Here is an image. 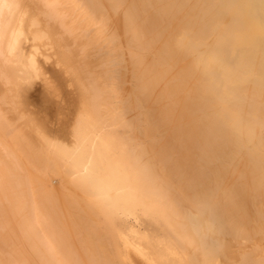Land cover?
<instances>
[{
  "label": "bare ground",
  "instance_id": "bare-ground-1",
  "mask_svg": "<svg viewBox=\"0 0 264 264\" xmlns=\"http://www.w3.org/2000/svg\"><path fill=\"white\" fill-rule=\"evenodd\" d=\"M123 1L125 0H0V264H261L259 254L264 252V242L258 243L256 241L257 243L255 244V239L253 236L257 234H253L251 239L246 238L248 236L247 230L249 228V225L251 226L250 228L252 232L254 231L252 229L253 226L255 225L257 227V225L254 223L255 219H251L252 214L253 216H255L254 212H252V209L249 208L252 207L249 203L251 202L250 197L252 196L250 194L251 196L249 197V191L251 190V188L247 187L248 191L245 190V186H248V184L250 183L246 182L249 179L245 181L242 179L243 182L238 181L239 183H237L239 186L243 185L240 183H244V189L242 188L243 193L242 191L239 192L241 195L247 196L246 193H248V198H238L239 200L241 199L239 202H235L234 196H237L239 194L237 192L239 188L238 186H236V182L241 178L237 179L235 176L234 178H236V180L233 178V181L235 180V186L232 185V183H234L233 181L230 184L231 186L237 187L235 188L236 190L234 189L236 192L233 190V193H238L237 195H235V193L231 194L232 197L230 196L231 199L234 197L232 199L234 201V204L232 203L234 206L233 208H231L233 209V212L231 214L237 216L236 220H238L239 223H237V221L236 223L238 225L247 224V226L245 225V227H247L246 232H244L245 234H242V232H240L241 230L235 227L236 224L230 225L229 223L224 221L221 215V210L211 207L207 199L196 200L193 195L187 194L188 191L189 193H191L190 190L194 188L193 184H195L194 189L198 187L196 186V182H198L197 185H199V179L207 172L204 170V168L203 171H205V173L202 175V171L200 170V163L202 162V165L204 166L205 164L203 163V161L205 159L210 160V158L212 157L213 159L211 158L210 161L208 160L209 162H206L205 160V162L208 163L206 164L207 168L209 165V167L211 168V163L213 165V162L211 161H213L215 158H219L215 155H217L218 153L221 154L223 151L227 152V148L225 147L226 149L223 150V147H219L218 145H216L217 140H215V138L219 135V137L221 138L222 131H224L221 130V128H224V122H222L223 119H218V116L214 115L216 114L214 113V111H217L221 107L217 106L218 108H211L213 113L211 112V109L207 111L208 118L209 115L212 117V115L210 114L212 113L214 116H216L215 118H217H212V121L216 120L214 122L218 123L214 124L213 122V125L210 119V122H208V124L204 126L203 124L206 123L205 119L201 122L199 121L200 119L197 120V117L201 115V112L198 113L196 111H193V106L196 107H194V110H199L203 108V105L207 100L199 98V92H195V94L197 93V96H195L197 97V99L193 97V99L195 100L194 102L191 96L194 93L190 94V96L187 93H183V89L187 87L188 82L186 83V81L190 79L187 78L188 76H190L188 74V72H190V68H188L189 65L187 67V64H184L188 56L186 54L187 52L182 53L178 51L177 44L178 41H181V39L179 38L177 41V39H174L173 36H168L167 39L165 38L168 41L166 42L164 40L166 44H163L164 46H162V51L160 47V51L155 50L152 55L148 54L149 56H151V59L149 57L150 61L148 67L150 69H155L152 72L154 75H151L152 77L154 76V81L149 75L150 71H146V73L148 72L147 78L144 77V74H146L144 71H142V73L144 74L141 73L138 74V76L140 75V79L143 77V80L146 79L147 81L148 78H150V80L155 82L152 83L153 85H158V83H160L158 81L160 80L163 81L162 83L164 86L162 85V93L164 95L162 93H160V95L162 94L163 97H165L163 98L165 102L166 98L168 99V101L166 102L167 104L164 101H159V96V98H152L153 96H157V91L155 92V95L150 91H153L154 88L157 87V85H155L154 88H151V86H148L150 84H147L146 80L145 82L142 81V83L144 82L143 84L141 83L142 85H146L152 90L149 91V89L145 86L146 91H144L143 86V88H141V92L143 91L144 95L145 93H147L144 99L145 101H147V98L150 97V93L152 94L151 100H153V102L156 98L155 102L157 104L155 105L161 108V110L159 111H161L162 113L161 116V114H158L159 112H155L156 116L159 115L161 119L165 117L164 119L166 120V122H168V119H166L167 116L163 115H166L167 111L171 114L170 117H173V119L171 118V120L174 121V127L176 126L175 129L177 127L178 129L183 127L186 123L187 125H189L184 127L185 130L183 128H181L182 130L179 129V133H174L173 131V135H179L181 133L184 137L188 136L187 133L189 135L193 134V136L198 135L197 132L202 127V125L205 129L208 128L210 124H212L213 126L211 125V128L213 130L217 129L216 133L218 134V136L216 135L215 137V134L213 135V133L215 132H213L212 129L211 131L208 130L209 132H206L208 134L210 133L209 135L212 134V138L214 140L213 142H215L213 144L212 142H209L212 141L211 136L209 137L208 134H205L208 136L204 135L205 131H202L203 133L200 134L202 136L204 135L203 137L199 135V137H196H201L199 139V141H201L200 145L196 144L198 142L197 139L194 138V140L192 137L191 139L188 138L191 142H188L187 137L186 142L181 141V145L184 143L183 145L185 146V148H191L184 151V153H187V155L189 153H192L188 155L190 159L194 154V158L187 162H190L188 164L189 168L187 169H190L189 171L192 172L194 171L192 173L194 174V176L192 177L194 181L192 180L191 175H189L191 179L188 178V170L186 171L187 173H185L187 178L186 176L182 178L185 179V184L189 183V181L191 180L194 182L192 183L191 181V185L189 183L190 186L187 184L188 188H185V190H187V193H183V191L182 193L179 192L178 188L170 185V180L172 179V176H174L175 172L183 171L185 169L187 165L186 161L188 159L180 158L181 156L179 154L174 159L175 162H177L178 159H180L179 161L183 160V165L181 164V162H177L178 164H180V166H178L181 169L179 170L178 166L174 167L173 165H176L177 163L174 164L175 162L172 160V165L170 164L169 168H176L175 172L174 170L172 172L174 174L168 171L169 173H165L166 176H161L162 174H160L155 164H159V162H154L155 157L152 156L153 153H150V155L148 154L149 150L147 149V147L149 146H146L143 141L141 142L133 133L132 121L134 118L132 119L129 117V119L127 117L128 112L126 114L125 109L122 107V105L124 104H121L118 100V97L120 95L117 96L115 94V92H117L118 90L115 91L113 88L117 86H112V83L109 82V79L112 77H110L108 74L100 75L99 73H97V71H94V69H92L91 63L88 60V47L89 45L101 43L104 39L105 31L107 29L108 30L106 32H108L109 29L112 30L111 26L110 28L106 27L108 25L107 20L109 18V15H106L108 5L111 4L114 6V9H117L121 6V2ZM141 1L143 3V0H131V2L127 3L126 6L124 5L122 14L118 10L115 13H120V17H118V19L119 22L121 21V26L126 32H132L131 30H135L134 34H136V38L139 41L137 45H140L142 49H145L146 46L148 47L151 43L147 44V40H144V42L143 37H147L146 35L150 34L151 31L152 34L155 31L156 33L158 32L157 30L159 28L157 27V22L159 21L160 14L157 15V17H154L156 14H154L153 12V18L152 16H146V19L144 15L143 17H141L144 13L146 15L147 12L145 11L147 10L145 8H148L146 7L147 0H144L145 2L143 3V5H146L144 6L145 8L143 7V5V8H141V5H139V2ZM215 5H210L205 11L211 13L212 17L218 15L219 13L220 16H223L224 13L221 14V10L219 12V7L218 11H216L217 8H215ZM153 6L157 7V5ZM149 7L151 6L149 5ZM205 7L206 6H204V8ZM172 8L173 7H171V10ZM214 8L216 10H214ZM206 12L201 14H206V16L210 19V17L208 16L209 13ZM220 16H217V18H220ZM141 18L143 21L144 19H146L147 21H145L148 23L144 21L145 24H143ZM148 18L155 19V22L157 21L156 18H158V21L154 23V20H150ZM150 21L154 24L149 25ZM160 21L162 20L160 19ZM203 22L205 21L201 20L200 23L202 24ZM118 25L119 24H117V26ZM152 25L154 26L151 27ZM149 26L151 27V29L148 28ZM184 27H186V25ZM224 27L226 26H223V28ZM106 34H111V31ZM130 36L132 37V33L130 34ZM152 36L153 38L155 37V35ZM158 39L160 40L159 36ZM175 41H177V44L175 43ZM184 41H186V43L184 42L183 44L186 45L187 49V39H184ZM193 43L192 45H194ZM188 44L191 45V43ZM151 45V48H154V44ZM213 45L214 44H212V47ZM180 47H182V45ZM211 50H209L208 52L212 53ZM257 54L259 56V53ZM206 55L210 54L207 53ZM206 55L205 60L207 59ZM211 55L212 56L210 57L213 61H211L208 69H213L214 66L211 67V65L217 62H214L217 56L214 54ZM214 56H216L215 60ZM219 56L218 58H221ZM244 56H247V54H244ZM202 57H204V55ZM136 59L139 58L135 57V62L140 61ZM225 60L223 62H226ZM220 62L221 61L217 62V64H219V69L221 65L223 67L225 64L223 62ZM205 63L206 67L209 62ZM254 63H252V66ZM157 66H161V70H157ZM240 66L243 67V65H239L237 67L239 68ZM229 67L231 68V66ZM237 67L233 68H235V70H237L238 72L240 68L237 69ZM204 68L202 67V69ZM212 69H210V72H212ZM244 69L241 68V70L246 71V69ZM204 70L205 72L207 71L206 69ZM226 70L227 71H225L224 69L223 71L222 69L223 74L225 73V76L227 78L228 74L229 76L231 75V71L228 72V68H226ZM235 70L233 71L235 72ZM160 72H162L163 74L160 75ZM238 74L239 72L237 73V75ZM215 75H213L212 78L216 77ZM240 75L241 74H239V76ZM207 77L208 78L206 79V76H204V79L210 80L211 77H209V75ZM231 77H233V75ZM234 78L236 77L234 76ZM226 80L227 79H224V81ZM230 80L231 79H228V82H230L229 85L230 87H233L234 84H231ZM141 84L140 86H142ZM200 84L201 82L199 83V87ZM240 85H237L238 89ZM158 86L162 87L161 84H159ZM233 88L234 90L237 89L236 87ZM246 88H248V86ZM243 90L241 89V91ZM251 90L253 92H256V89L254 90V88ZM252 91L250 92L252 93ZM260 91L257 92L259 93ZM230 92L233 93V91ZM205 93L206 95H208L207 91ZM232 93L231 95H234ZM251 93H247L250 98ZM227 95H229V93ZM239 95H245V93ZM222 96L224 97V95ZM189 98H191V101H193L190 102ZM252 98L254 97L252 96ZM247 99L249 98L246 97V100ZM258 99L260 100V98ZM132 100L134 102L135 99ZM151 100L149 98L148 101L150 102ZM196 100L200 101V103L197 104L198 101ZM263 100L260 101L262 102ZM157 101H159L161 105L163 102L166 104L165 105L163 103L167 107V110L165 109V112L163 111L164 107L162 109L161 105H159ZM239 102L240 101H238V104ZM244 102L245 101H243L242 103L240 102V107L243 108L242 104ZM191 103L193 104V106ZM232 103H234V101ZM195 104H197V106L200 104L198 106L199 108H197ZM234 104H237V102L235 101ZM249 104L251 105V102L247 104L245 102L244 105H247L246 107H249L250 109L251 107ZM132 105L134 106V104ZM136 105L139 106L138 103H135V106ZM147 105L145 104L146 107ZM155 105L153 103L150 106L153 107ZM178 105L179 107H177ZM124 106H126V104ZM131 106L129 107L131 108ZM126 107H128V105ZM158 107L155 106L154 108L158 110ZM191 107L192 110L190 109ZM230 107L233 108L234 106L230 105ZM246 107L244 106L243 110ZM148 108L149 107H147V109ZM236 108H239V106ZM227 109L229 110L230 114H232V110L235 111V109ZM153 111L151 114L146 112L148 113V115H144L148 116V118L149 116H154L155 113H153ZM189 111H192L193 113L196 112V114L198 113L199 115L196 116V114L194 113L195 119H193L194 117L192 115V117L189 115L192 112ZM261 112H264V110ZM261 114L263 115V113H260V117ZM204 116L205 114L202 117ZM159 117L154 118H158L157 120H155L157 121V124L160 121L159 124L164 122L165 125L169 126V124L166 123L164 119L161 120ZM243 118L246 119L244 114ZM151 120L152 119H150V121ZM192 120L196 121L194 123L195 125H197V121L202 125L198 124V127L200 126L198 128L197 126H194V124L190 123ZM218 120H220L223 125H221ZM263 121L264 120H262V122ZM262 122L260 124H262ZM164 123L160 124V128H162L163 126L165 127V125H163ZM214 126L217 128H215ZM247 126L250 127V125ZM156 127L157 125L153 126V128ZM190 127L193 131H186L190 129ZM193 128L198 129H195L196 132H194ZM218 128L220 129L218 130ZM165 129L168 131V127ZM225 129L226 131H228L229 128ZM242 129L245 128L242 127ZM229 130H232L230 132V136L231 134L232 136H235L234 130L232 128ZM238 130H240V128H238ZM153 131H155V129H153ZM184 131L186 132V134L184 133ZM171 132H168V134H170ZM193 132L195 133V135ZM249 132L251 131L249 130ZM225 133L223 135L227 136L228 140H226L228 142H233L235 140V138L232 140V136L229 140L227 135L229 131L227 134ZM165 134L167 135V132H165ZM172 134H170L171 137L169 136L170 138H172V140L170 139L171 141H169L172 143V146L173 143L174 145L178 143L176 145L179 146V138L173 136ZM251 134L253 135V133ZM160 136L162 137V135ZM183 136L182 138H184ZM169 137L166 139H169ZM173 137L177 138L179 142H173L174 140H176H173ZM204 137L206 138V140L207 137L210 138L208 142L205 141ZM223 138L221 140L217 138L218 142L220 141V143L218 144L223 143L222 145L225 146L226 142ZM238 138L239 137L237 136V141ZM192 139L193 141L197 142H193ZM203 139L204 145H206V147L208 148H213V150L207 149L209 150L207 153L205 146H201L203 145ZM246 139H248L247 136ZM161 140L162 139H160V142L157 141L156 144V146L158 145L159 147H162L161 149L159 147L158 149L156 146L153 147L155 150H160L161 155L160 152L157 151L159 153L158 155L161 156V159H164L166 157L165 149H168L164 147L169 145L171 146V144L170 142H167L168 140ZM161 142L163 145L159 144ZM154 143L155 142H153L152 144V142H150L151 150ZM188 143L189 145L191 143L196 144L197 146L194 145L195 148L192 149V147L186 145ZM210 143L213 146L209 147ZM176 145L174 147L171 146L174 149L172 152L174 153L176 151L175 154H178V149H175ZM230 145L228 144V146ZM200 146L202 147L201 150L204 148L203 150L206 151L204 152L202 150V153L201 150H198L200 149ZM217 147H219V149H217ZM195 149H197V151H199L203 155L205 153L208 154L209 157L208 155H204L203 157V155L201 156L200 154H198L199 152L195 153L197 152ZM214 149L219 152L217 154H214V152L216 151ZM221 149L222 151L220 153ZM241 149L238 150L241 151ZM188 150L195 151L193 153V151L187 152ZM172 152L170 150L169 153ZM169 153L166 155H170ZM209 153L211 154V156ZM227 153L231 154L229 155L231 156L230 158L229 156L227 157L226 153H224V156L226 155L225 158H223L222 156L221 157L223 159H236L232 151H228ZM240 153L243 155L242 152ZM196 155H200V157H202L204 160L202 159L201 162L197 161L198 157ZM167 157L170 158L169 156ZM192 162L194 164L196 163L195 168ZM238 162L239 161H237V164ZM246 162H244L243 164H245ZM215 163L221 166L222 161L221 164L217 162ZM225 164L223 163L222 165H225L227 168L228 165L227 163ZM191 165V168H194L193 170H191L190 168ZM181 166H183V168ZM234 166H236V163L235 165H233V167ZM214 167L215 165L212 167V170L215 171V174L217 173V175H214V178L215 176L219 178V175H221V178L224 176L226 178L230 176H227L229 172L227 170H229L232 166L227 169L222 166L221 168H224V170L222 171L221 169L219 170L220 167H215L216 170L218 169L217 172ZM166 169L168 168L166 167ZM224 171L227 172H225V175H222L220 172ZM197 172L200 178H196L198 176ZM199 172L201 175L199 174ZM236 172L232 173H234L235 175ZM251 173L253 175H251ZM209 174H205L204 177H208L207 175ZM240 174L238 173L237 176L240 177ZM247 175H251L249 177H251V180H253V184L257 183L258 186L262 184L264 185V183L261 184V181H259L260 177H258V174H256L257 177H255V183L254 172H249V174ZM204 177H202V180H205ZM225 177L223 179H225ZM208 178H206L205 181L208 182ZM182 179L179 181L183 182ZM202 180H200V182ZM260 180L262 179L260 178ZM220 181H222V179ZM172 182H174L173 179ZM201 183L204 184V181H202ZM205 184L207 183L205 182ZM222 184L223 183H221L220 185ZM251 184L252 183H250L249 185L251 186ZM199 186L201 187V185ZM228 187L231 189L230 186ZM256 187H254L255 189H253L258 190V192L256 193L258 194L257 196H260L259 193H261L262 191V196L264 197L263 187L262 190L260 189L261 187H259L260 190ZM219 188H221V186ZM222 189L218 190L222 191ZM205 190L207 192V189ZM225 190V192H227V190L229 189L226 187ZM198 191H200L199 188ZM244 191L247 192L244 193ZM194 193L195 191L193 192V194ZM209 193L210 192L208 190L207 194L210 197ZM200 195H202V193ZM228 195H230V193ZM221 196L223 198V195ZM263 197H261L262 199L260 197H257L258 201L259 199L264 201ZM247 199H249L248 202L246 201ZM242 200L246 201V203L248 204L247 209L251 212L250 218L248 217L250 216L248 215L249 211H245L246 205H241ZM218 201H220L219 198ZM227 201L229 200L227 199ZM236 203H241L239 204L240 208L237 207L238 205ZM258 204L259 207H261V204ZM262 207L264 210V203ZM238 209H240L241 211L239 212ZM235 210H238L237 213ZM242 211L248 213L246 214ZM240 213L241 215L245 214V217L247 215L246 219H248V221L249 219L250 221L253 220L254 225L252 222V224H248V221H245L246 219H242L245 217H241V215H239L238 218V214ZM231 214H228V218L232 216ZM262 221L264 223V220ZM261 223L262 222L260 221V224H258L261 225ZM261 237L255 236V238L257 239ZM249 243H253V247L250 248Z\"/></svg>",
  "mask_w": 264,
  "mask_h": 264
},
{
  "label": "rangeland",
  "instance_id": "rangeland-1",
  "mask_svg": "<svg viewBox=\"0 0 264 264\" xmlns=\"http://www.w3.org/2000/svg\"><path fill=\"white\" fill-rule=\"evenodd\" d=\"M129 0H125V1H123V2H121V6L119 7V8H117V9H114V6L113 5H111V4H109L108 5V9H107V12H106V15L108 16L109 15V18H108V20H107V26L106 27H109L110 28V26H111V29L112 30H110L109 29V31H111V34H106V33H108V32H106L105 31V36H104V39H103V41L101 42V43H96V44H94V45H89V47H88V54H89V57H88V60H89V62L91 63V66H92V69H94V71H97V73H99L100 75H105V74H108L110 77H112V78H110L108 81L110 82V83H112L111 85L112 86H117V87H113L114 88V90L116 91V90H118L117 92H115V94L117 95V96H119L118 97V100L120 101V103L121 104H126V106L128 105V107L129 106H131L132 104H134V106H135V103H138L139 104V106L138 105H136L135 106V109H134V106L132 105L131 106V108L129 107H126V106H124V105H122V107L125 109V111H126V114H127V112H128V114H127V117L129 118H134L133 119V121H132V125H133V133L135 134V136L142 142H144V144L146 145V146H149V147H147V149L149 150L148 152V154L150 155V153H153V157H155L154 158V162L156 161V162H159V164L158 163H155L156 164V166H157V168H158V170H159V172H160V174H162L161 176H166V174L167 173H172L173 172V170H174V172H175V169L176 168H174L175 166L177 167L178 165L180 166V164H178V163H180L181 162V164H182V161H179L180 159H178V163L177 162H175V157H177L179 154H180V158H183V159H188L187 161H186V163L189 161V160H192V158H194L193 156H194V154H193V156H191L192 158L190 159L189 158V156L188 155H190V154H192V153H189L188 155H187V153H184V151L186 150V149H191V148H188L187 146V148H185V146L182 144L181 145V143L183 142V141H187V139L188 138H190L191 139V137L194 139H197V141H193V139H192V141L193 142H197L196 144H198V145H200L201 144V141H199V139L201 138H196V137H199V136H202V135H200V134H202L204 131H205V133H204V135L205 134H208V133H206V132H209L208 130H210L211 131V125L213 124V122L214 121H216V120H214V121H212V118H215L216 116H218L217 118L218 119H223V121L222 122H224V128H221V130H224L225 132H227L228 133V131H229V133L227 134V133H225L224 131H222V135H221V138L218 136V134L216 133V131H217V129L214 131L213 129V132H215V133H213V135H214V137L217 135L218 137H216L215 138V140H217L216 141V145H218L219 147H223L222 149L224 150V149H226V151L228 152V151H232L233 152V155H235L234 157H236V159H223V158H225L226 157V155L224 156V153H226L227 154V157L229 156V155H231L230 153H227V152H222L221 153V151H222V149L220 150V153L221 154H219L218 152H217V150L216 149H214V150H216L215 152H214V154L216 153H218L217 155H219V156H217V155H215L216 157H219V158H215L213 161H211V162H213V165H212V163H211V166L213 167L214 165H215V167H216V163L215 162H217V163H220L221 164V161H222V164L224 163H227V165H228V167L227 168H229L230 166H232L233 167V165H235V163H236V166H234L233 167V169H232V167H230V169L229 170H227V171H229L228 172V174H227V176L228 175H230V176H228L227 178L225 177V179H223L224 177H222L221 178V175H219V178H220V180L222 179V181H220L219 180V178L217 177V176H215V178H214V175H217V173L215 174V171H213L212 170V167L210 168L209 166H208V168H207V166H206V164H208V163H206L208 160L207 159H205L206 160V162H205V160L202 158V157H200V155L202 156L203 154H201L199 151H197V149H195L197 152H195V153H198V154H200V155H196L197 157H198V160L197 161H199V162H201L202 161V159L204 160L203 161V163L205 164L204 166L202 165V162L200 163L201 164V173H202V175L205 173V171H207L205 174H209V175H207L208 177L210 176H212L211 178L209 177H206V178H208V180L210 181H205L206 180V178L204 177L205 176V174L203 175V176H201V178H200V176L198 175V172H197V177L196 178H200L199 179V185H201V187L199 186V185H197V183L198 182H196V186H198V187H196V189H194L195 188V184H193V186H194V190L192 189V190H190V192L191 193H189V191H188V193L186 192L187 190H185V188L187 189L188 187H187V184L189 185V183H190V185H191V181L193 180L194 181V179L192 178L193 176H194V174H192L193 172L192 171H189L190 169H187V168H189V163H187V165H188V167H187V165H186V167H185V169L183 170V171H177V172H175V174L174 173H172V174H174V176H172L171 174V176H172V179H173V181L174 182H172V179L170 180V185H172L173 187H175V188H178L179 189V192H181L182 193V191H183V193H187V194H190V195H193L194 197H195V199L196 200H201V199H207V201H208V203L211 205V207H213L214 209H218V210H221V215H222V217H223V220L224 221H226L227 223H229L230 225H235V227L237 228V229H240L241 231L240 232H242V234H245L244 232H246V228L247 227H245V225L247 226V224H245V225H243V224H237V223H239L238 222V220H236L237 219V216H235L234 214L232 215L231 213L233 212V209H231V208H233V198L235 197V202L236 201H240L238 198H243V199H245V198H248L247 196H248V193H246V195L247 196H244V195H241L239 192H241L242 191V188H243V185H244V183H240V184H243V185H241V186H239L237 183H239L240 181H242V179L245 181V180H248V181H246V182H250V183H252L251 184V186L248 184V186H245V190H247L248 188H251V190L249 191L250 193H249V197H250V199H251V202H249L250 203V205L253 207H249V208H251L252 210V212H254V215L255 216H253V214H252V218L251 219H255V221H254V223L257 225V227L254 225V223H253V220L252 221H250V219H249V221H248V219H246V217H247V215H246V217L242 214L241 215V213L243 212V213H246L245 211H249V214L248 215H250V216H248L249 218L251 217V212H250V210H248L247 208V206H248V204L246 203V201L248 202L249 201V199H247L246 201H244V200H242V204L241 203H239V204H241V205H246L245 206V208H246V210L245 211H242L240 214H238V218H239V215H241V217L243 216V217H245V218H242L243 220H245V221H248V224L249 223H253V232L251 231V226L249 225V228H248V230H247V235H244V236H247L246 238H252V236H253V234L255 235V234H257V235H255L256 237H261V236H263L264 237V226H263V221L262 220H264V210H263V203H264V201H262L261 199V197H263L262 196V191H261V193H259L260 194V196H257L258 194H256L257 192H258V190H254L255 188L254 187H256V185H257V187L256 188H258L259 189V187H261L260 189L262 190V187H263V191H264V185L262 184V183H264V121L262 122V120H264V112H261V111H263L264 110V0H147V2H146V5L144 4L143 5V3L146 1H144L143 0V3H142V1L141 2H139L140 4L139 5H141V8H143L144 6H146V7H148V8H145L147 11H145V12H147L146 13V15H145V13L144 14H142V16L141 17H143V15L145 16V18L147 19V17H151L152 16V18H153V15L154 14H156L154 17H157V15H159L160 14V18H159V21H158V18H156L157 19V27L159 28L157 31V33H156V31L152 34V31H151V35L150 34H148V35H146L147 37H143L144 39H143V41L145 40H147V41H149V42H147L146 41V43L148 44H154L153 45V47L154 48H151L152 47V45L150 44L148 47L146 46V48L145 47H143V48H145V49H142V47L140 46V45H137L138 43H139V41L137 40V38H136V34H134V31L135 30H131L132 32H130V31H128V32H126L123 28H122V26H121V21L119 22V19H118V17H120V13L122 14V12H123V10H124V5L126 6L127 5V3H130L131 2V0L128 2ZM139 1V0H138ZM153 1H155V2H153ZM173 1V2H172ZM180 1V2H179ZM183 2V3H182ZM142 3V4H141ZM154 3V4H153ZM186 3V4H185ZM213 3V4H212ZM228 3H229V5H228ZM157 5V7H154L153 5ZM182 4H184V5H182ZM215 5V8H217V10L214 8V10H216V11H218V7H219V12H220V10H221V14H223V16L221 15L220 16V13L218 14V15H215L214 17H212V15H211V13H209V12H206L205 10H207V7H209L210 5ZM142 5H143V7H142ZM149 5L151 6V7H149ZM167 5H168V7H167ZM177 5H178V7H177ZM180 5V6H179ZM182 5V6H181ZM209 5V6H208ZM204 6H206L205 8H204ZM232 6H233V8H232ZM171 7H173L172 8V10H171ZM185 7V8H184ZM203 7V8H202ZM111 8V9H110ZM121 8H122V10H121ZM152 8V9H151ZM166 8V9H165ZM211 8H212V6H211ZM145 9H142V10H145ZM197 9V10H196ZM201 9V10H200ZM233 9H234V11H233ZM119 11L120 13H118L117 12V14L115 13L116 11ZM154 10V11H153ZM168 10V11H167ZM174 10V11H173ZM112 11V12H111ZM200 11V12H199ZM142 12V11H141ZM152 12V13H151ZM153 12H154V14H153ZM172 12V13H171ZM209 13L208 14V16L210 17V19L206 16V14H201V13ZM215 12V11H214ZM112 14V16H111V14ZM176 13V14H175ZM213 13V12H212ZM190 14V15H189ZM198 14V15H197ZM217 14V13H216ZM149 15V16H148ZM173 15V16H172ZM176 15V16H175ZM186 15V16H185ZM214 15V14H213ZM147 16V17H146ZM205 16V17H204ZM217 16L219 17L220 16V18H217ZM114 17V18H113ZM159 17V16H158ZM184 17V18H183ZM233 19H232V18ZM152 18H148V19H152ZM183 18V19H182ZM191 18V19H190ZM199 18V19H198ZM206 18H207V21H206ZM217 18V19H216ZM235 18V19H234ZM116 19V20H115ZM118 19V20H117ZM146 19H144V21L146 20ZM160 19L162 20V21H160ZM174 19V20H173ZM186 19H188V20H186ZM223 19V20H222ZM141 20H142V18H141ZM141 20H140V22H141ZM152 20H154L153 22L154 23H156L155 22V19H152ZM178 20V21H177ZM201 20L202 21H205V22H203L202 24L200 23L201 22ZM232 20V21H231ZM143 21V20H142ZM144 21L142 22L143 24H145L144 23ZM147 21V20H146ZM145 21V22H146ZM149 21V20H148ZM208 21H210V22H208ZM151 22V21H150ZM149 22V25H151V24H154L153 22H151L150 23ZM146 23H148V22H146ZM162 23V24H161ZM182 23V24H181ZM184 23V24H183ZM110 24V25H109ZM117 24H119L118 26H117ZM176 24V25H175ZM217 24V25H216ZM221 24V25H220ZM114 25V26H113ZM160 25V26H159ZM162 25V26H161ZM164 25V26H163ZM186 25V27H184ZM154 25H152L151 27H153ZM211 26V27H210ZM223 26H226V27H224L223 28ZM117 27H119V28H117ZM151 27L149 26L148 28H150L151 29ZM210 27V28H209ZM177 28V29H176ZM198 28V29H197ZM202 28V29H201ZM207 28V29H206ZM217 28V29H216ZM95 29V28H94ZM93 29V30H94ZM155 29V28H154ZM162 29V30H161ZM153 30V29H152ZM179 30V31H178ZM184 30H186V31H184ZM210 30V31H209ZM154 31V30H153ZM124 32V33H123ZM160 32V33H159ZM132 33V37L130 36V34ZM156 33V34H155ZM208 33V34H207ZM218 33V34H217ZM126 34H127V36H126ZM174 34V35H173ZM152 35H155V37L153 38V36ZM130 36V37H129ZM158 36H159V38H160V40L158 39ZM168 36L170 37V36H173L174 37V39H177V41H178V39L180 38L181 39V41H178V44H177V41H175V43L177 44V46H178V51H180V52H182V53H186L188 56H187V58H186V61H185V63L184 64H187V67H188V65H189V67L188 68H190L189 70H190V72H188V74L190 75V76H188L187 78L189 79H187L188 81H186V83H187V89L185 88V89H183V93H187L189 96H190V94H192V93H194L193 95H191L192 96V99H193V97H195V96H197L196 94L199 92V98H201V99H205V100H207L205 103H204V105H203V108H201V109H199V110H194L196 107L195 106H193V104H194V102H195V100H194V102H193V104H192V106H193V111H196V112H201L200 114V116H201V118H200V116H198L199 114L197 113L196 114V112H194L195 114H196V116H198L197 117V120L198 119H200L199 121L201 122V121H204V119H205V124H203L204 126L205 125H207L208 124V122H210V119H211V122H212V124H210L209 125V129L208 128H205L204 129V127H203V125L202 124H200V122H198L197 121V125H195L194 123L196 122V121H194V120H192V121H194V122H190L191 124H194V126H197L198 127V124H200V125H202V127L199 129V131L197 132L198 133V135H195V133L194 132H196V130L200 127H198V128H193L194 129V135L195 136H193V134L192 135H189L188 133H187V135L188 136H186L187 137V139H186V137H184L183 136V134L181 133V134H179V135H181V136H179V135H173L172 133H173V131H174V133H179L180 131H179V129H181V128H183L184 129V127L185 126H189V125H187V123L186 124H184V126L183 127H181V128H179L178 129V127L176 128L177 130H178V132H177V130L175 129V127H174V121L173 120H171V118L173 119V117H170V113H168L167 111H166V115L165 114H163L164 116H167V118L166 119H168V122H166V120H165V122L166 123H168L169 124V126H167V125H165V123L164 122H162V123H164L163 125H165V127L163 126L162 128H160V124H162V123H160L159 124V122H158V124H157V121H155V120H157L158 118H156V119H154L155 117H159V115L161 114V116H162V113H161V111H159V110H161V108L160 107H158L157 105H155V104H157L155 101H156V98H155V100H154V102H153V100H151L152 98L154 99V97H157V98H159L160 97V99H159V101H164L165 102V100L163 99V98H165V97H163V93H162V88H163V81H158V82H160V83H158V85L159 84H161V86L162 87H160V86H158L157 84H155V85H157V87H155L154 88V86L155 85H153L152 83H155V82H153L154 81V79H153V77L151 76V75H154L152 72L155 70V69H150L149 67H148V64H149V61H150V59H151V56H149V55H152V53L156 50V51H160V47H161V51L163 50V48H162V46H164L163 44H166L165 43V41L167 42L168 40H166L167 38H168ZM215 36V37H214ZM187 37V38H186ZM107 38V39H106ZM133 38V39H132ZM146 38V39H145ZM162 38H163V40H162ZM166 38V39H165ZM215 38V39H214ZM158 39V40H157ZM172 39V38H171ZM183 39V40H182ZM184 39L186 40L187 39V42L188 43H191V45L190 44H188L187 43V49H186V45H184L183 43L185 42L186 43V41H184ZM119 40V41H118ZM141 40H142V37H141ZM165 40V41H164ZM257 40V41H256ZM263 40V41H262ZM132 41V42H131ZM144 41V42H145ZM158 41H159V43H158ZM155 42H156V44H155ZM163 42V43H162ZM182 42V43H181ZM194 42V43H193ZM211 44H210V43ZM133 43H134V45H133ZM192 43L194 44V45H192ZM209 44V45H208ZM212 44H214L215 45V47H214V45H213V47H212ZM137 45V46H136ZM156 45H157V47H156ZM182 45V47H180ZM183 45H184V47H183ZM140 46V47H139ZM191 46V47H190ZM140 49H139V48ZM151 49H150V48ZM156 47V48H155ZM189 47V48H188ZM180 48H182V49H180ZM184 48V49H183ZM210 48V49H209ZM214 48H216V49H214ZM219 48V49H218ZM211 49H213V50H211ZM209 50H211L212 51V53H209L208 51ZM253 51V52H252ZM260 51V52H259ZM261 51H262V53H261ZM252 52V53H251ZM210 54V55H206V54ZM257 53H259V56H258V54ZM149 54V55H148ZM211 54H214V55H216L217 56V58H216V56H214V60H215V58H216V60L214 61V62H219V61H221V62H223L225 59V61L226 62H223V63H225L224 64V66L222 67V65L220 66V69H219V64H217V62L216 63H214V64H212L211 65V67H213V69L212 68H210V69H212V72H210V69H208V67L210 66V63H211V61H213L212 59H211V57L210 56H212ZM244 54H247V56H244ZM256 54V55H255ZM204 55V57H202ZM205 55H206V58L207 59H211V60H205ZM220 55V56H219ZM208 56H209V58H208ZM218 56L219 57H221V58H218ZM135 57H138L139 59H136V60H140V61H134L135 60ZM149 57H150V59H149ZM260 57V58H259ZM247 58V59H246ZM253 58V59H252ZM221 59V60H220ZM250 59V60H249ZM203 60H205V61H203ZM219 60V61H218ZM236 60V61H235ZM248 60H249V64H248ZM229 61H230V63H229ZM235 61V62H234ZM190 62V63H189ZM205 62H209L208 64H207V66L205 67ZM220 62V63H221ZM255 62V63H254ZM222 63V64H223ZM227 63V64H226ZM233 63V64H232ZM252 63H254L253 64V66H252ZM258 64V65H257ZM197 67H196V66ZM239 65H243V67H237V66H239ZM256 65V66H255ZM218 66V67H217ZM229 66H231V68L229 67ZM252 66V67H251ZM254 66H255V69H254ZM202 67L204 68V69H206L207 71L205 72V70L204 69H202ZM228 68V72L229 71H231V75L229 76V74H228V77L226 78V74L224 73L223 74V71H224V69H225V71H227L226 70V68ZM233 67H237V69H239L238 70V72H239V74H241L240 76H239V74L237 75V70H235V68H233ZM244 67H245V69H246V71H243V70H241V68H243L244 69ZM139 68H141V69H139ZM195 68H196V70H195ZM223 69V71H222V69ZM253 68V69H252ZM143 69V70H142ZM157 70H161V66H157V68H156ZM201 69V70H200ZM216 69V70H215ZM244 69V70H245ZM258 69V70H257ZM260 69V70H259ZM189 70H187V71H189ZM220 70H221V74H220ZM233 70H235V72H237V73H235ZM142 71H144L145 73H146V71H150L149 72V75L152 77L151 79H153V81L152 80H150V78H148V81L146 80V79H144L143 80V77L140 79L139 78V76H138V74H141L142 73ZM195 71H196V73H195ZM214 71H216V72H214ZM241 71H243V72H241ZM135 72V73H134ZM140 72V73H139ZM234 72V73H233ZM112 73V74H111ZM151 73V74H150ZM190 73H192V74H190ZM194 73V74H193ZM209 73V74H208ZM135 74V75H134ZM142 74H144V73H142ZM147 74H148V72L146 73V74H144L145 76L144 77H146L147 78ZM160 75H162L163 73L162 72H160L159 73ZM187 74V75H188ZM216 74V75H215ZM219 74V75H218ZM235 74V75H234ZM209 75V77H211L210 78V80L208 79V80H206ZM213 75H215L216 77H214V78H212L213 77ZM233 75V77H231ZM237 75V76H236ZM143 76V75H142ZM204 76H206V79H204ZM234 76L236 77V78H234ZM141 77V76H140ZM149 77V76H148ZM240 77V78H239ZM136 78V79H135ZM139 78V79H138ZM201 80H200V79ZM237 78H238V80H237ZM243 78V79H242ZM199 79V80H198ZM224 79H227L226 81H224ZM228 79H231L230 81H231V84L233 83L234 85H233V87H238L237 85H240V87H239V89H238V92H237V89H235L234 90V88L233 87H230V85H229V83L230 82H228ZM138 80H140V81H138ZM145 80L147 81V84H150V85H148V86H151V88L153 87L154 88V90L153 91H150V90H152L151 88H149V87H147L146 85V87L149 89V91L150 92H152V94H156L157 93V96H153L152 98H151V96H152V94L150 93V97H148L147 99L149 100V98H150V102L147 100V101H145L144 99H145V97H146V95H147V93H145V95H144V92L142 93L141 92V88H143V86L144 85H142L144 82H145ZM157 80V79H156ZM159 80V79H158ZM205 80V81H204ZM142 81H144L143 83H142ZM150 81H151V83H150ZM214 81V82H213ZM201 82V84H200V87H199V83ZM224 82H225V84H224ZM243 82V83H242ZM142 85V86H140V84ZM156 83H157V81H156ZM197 83V84H196ZM239 83V84H238ZM146 84V83H145ZM245 84H246V86H245ZM196 87H195V86ZM229 85V86H228ZM243 85H244V87H243ZM138 86H140V87H138ZM145 86H144V91H146V88H145ZM241 86H242V88H241ZM248 86V88H246ZM252 86V87H251ZM256 86V87H255ZM192 87V88H191ZM202 87V88H201ZM157 88V89H156ZM160 88H161V90H160ZM196 88V89H195ZM199 88V89H198ZM243 88H244V90H246V91H244L243 90ZM254 88V90L256 89V92L254 91H252L251 89H253ZM147 89V90H148ZM241 89L244 91H241ZM248 89V90H247ZM259 89V90H258ZM159 90V91H158ZM187 90H189V91H187ZM200 90V91H199ZM261 90V91H260ZM139 91V92H138ZM157 91V92H156ZM207 91V94L208 95H206V93L205 92ZM208 91H209V93H208ZM230 91H233V93L232 92H230ZM235 91V92H234ZM250 91H252V93L250 92ZM257 91H260L259 93L257 92ZM132 92V93H131ZM148 92V91H147ZM154 92V93H153ZM156 92V93H155ZM195 92H197L196 94H195ZM202 92H204V93H202ZM244 94L245 93V95H239V94H242V93ZM149 93V92H148ZM160 93H162L161 95H160ZM213 93V94H212ZM229 93V95H227ZM231 93L232 94H234V95H231ZM238 93V94H237ZM247 93H251V98H250V96L247 94ZM256 93H257V95H256ZM206 96H205V95ZM252 94H254V95H252ZM141 97H140V96ZM202 95H203V97H202ZM222 95H224V97L222 96ZM231 95V96H230ZM143 96V97H142ZM159 96V97H158ZM205 96V97H204ZM209 96V97H208ZM252 96L254 97V98H252ZM129 97V98H128ZM136 97V98H135ZM162 97V98H161ZM227 97H228V99H227ZM246 97L247 98H249V99H247L246 100ZM256 97V98H255ZM128 98V99H127ZM138 98V99H137ZM143 98V99H142ZM234 98V99H233ZM258 98H260V100H263L262 102L258 99ZM129 99H130V101H129ZM132 99H135L134 100V102H133V100ZM190 99V102H192L191 101V98H189ZM195 99H197V97H195ZM222 99V100H221ZM227 99V100H226ZM232 99V100H231ZM242 99H243V101H245L246 102V104L247 103H249V102H251V105H250V109H249V107L247 108L246 106L247 105H244L245 104V102L242 104V106H243V108H244V106L246 107L244 110H246V111H244L243 110V108L242 107H240L241 106V103L243 102L242 101ZM142 100H144V101H142ZM158 100V99H157ZM225 100V101H224ZM240 101L239 102V104H238V101ZM123 101V102H122ZM159 101H157L158 103H159V105H161L160 104V102ZM168 101V99L166 98V102ZM196 101H198V100H196ZM234 101V103H235V101L237 102V104H234V103H232ZM253 101V102H252ZM141 102V103H140ZM151 102H153L154 103V105L156 106V107H158V110L156 109V108H154L155 106H150L151 104H153V103H151ZM163 102V103H164ZM165 102V103H166ZM203 102V101H202ZM225 102H227V103H225ZM162 103V105H164ZM198 103H200V101H198L197 102V104ZM221 103V104H220ZM129 104H131V105H129ZM145 104L147 105V107H149L148 109H147V107L145 106ZM167 104V103H166ZM165 104V105H166ZM197 104H195L196 106H197ZM220 104V105H219ZM233 104V105H232ZM161 105V107H162V109H163V107H164V112H165V109L167 110V107L164 105V106H162ZM200 105V104H199ZM198 105V106H199ZM229 105V106H228ZM230 105L231 106H236V107H238L239 106V108H232V107H230ZM248 105V106H249ZM141 106V107H140ZM197 106V108H199ZM221 107V108H219L217 111H214V113H216V114H214V115H216V116H214L212 113V109H213V107L214 108H218V107ZM263 106V107H262ZM152 107V108H151ZM177 107H179V105L177 106ZM195 107V108H194ZM223 107V108H222ZM230 108V110H232V109H235V111L234 110H232V114H230L229 113V110L227 109V108ZM254 107H256V108H254ZM139 108H140V110H139ZM212 108V109H211ZM263 110H262V109ZM132 109V110H131ZM154 111H153V110ZM191 110H192V107L190 108ZM211 109V112L212 113H210L211 115H212V117L209 115V118H208V112L207 111H209ZM130 110V111H129ZM139 110V111H138ZM144 110V111H143ZM180 110V109H179ZM215 110V109H214ZM248 110H249V112H248ZM152 111H153V113H155V112H159L158 114L159 115H157L156 116V113H155V115L154 116H149V118L150 119H152L151 121H150V119L148 118V116H145V115H148V113H152ZM146 112H148V113H146ZM189 112H192V111H189ZM241 112H242V114H241ZM245 112V113H244ZM194 113L192 112L191 114H189L190 116L192 115L194 118L193 119H195V115H194ZM221 113H224V114H221ZM260 113H263V115L261 114V117H260ZM145 114V115H144ZM149 114V115H150ZM205 114V118L204 117H202L203 115ZM243 114L245 115V117H246V119L245 118H243ZM130 115V116H129ZM153 115V114H152ZM249 115V116H248ZM190 116H189V118H190ZM191 116V117H192ZM146 117V118H145ZM249 117H251L252 118V120H251V118H249ZM260 117V118H259ZM263 117V118H262ZM129 118V119H130ZM160 118V117H159ZM217 118H215V119H217ZM233 118H235V119H233ZM249 118V119H248ZM161 119V118H160ZM159 119V120H160ZM163 119H161V120H163ZM230 119V120H229ZM248 119V120H247ZM189 120V119H188ZM191 120V119H190ZM229 120V121H228ZM246 120V121H245ZM251 120V121H250ZM154 121V122H153ZM172 123H171V122ZM219 122H220V120H218ZM226 121V122H225ZM231 121V122H230ZM247 121H248V123H247ZM250 121V122H249ZM253 121V122H252ZM187 122H189V121H187ZM230 122V123H229ZM262 122V124H260ZM155 123V124H154ZM215 123H218V122H214V124ZM229 123V124H228ZM247 123V124H246ZM213 124V125H214ZM220 124L221 125H223V123H221L220 122ZM240 124V125H239ZM245 124V125H244ZM155 126V125H157V127L156 128H153V126ZM212 125V126H213ZM217 125V124H216ZM220 125V126H221ZM238 125H239V127H238ZM247 125H250V127L249 126H247ZM253 125H255V126H253ZM172 126V127H171ZM191 126H193V125H191ZM227 126V127H226ZM258 126V127H257ZM260 126V127H259ZM168 127V131L165 129V128H167ZM180 127V126H179ZM215 127V126H214ZM219 127V126H218ZM234 127V128H233ZM242 127H244L245 129H246V131H245V129H242ZM164 128V129H163ZM215 128H217V127H215ZM220 128H218V130L220 129ZM225 128H229V129H233L234 130V134H235V136L233 135L232 136V134H231V136H232V140L235 138V140H236V138H237V136L239 137L238 138V141L236 142L235 140L232 142V141H230V142H228L227 140V136L225 135H223L224 133L225 134H227L228 135V138H229V140L231 139V136H230V132L232 131V130H229L228 129V131H226V129ZM238 128H240V130H238ZM153 129H155V131H153ZM161 129V130H160ZM166 130V131H163V130ZM188 129V128H187ZM196 129V130H195ZM257 129V130H256ZM260 129V130H259ZM159 130V131H158ZM172 132H171V131ZM182 130V129H181ZM185 130V129H184ZM236 130V131H235ZM249 130L251 131V132H249ZM161 131V132H160ZM163 131V132H162ZM186 131H193L192 130V128L190 127V129H188V130H186ZM201 131V132H200ZM203 131V132H202ZM240 131V132H239ZM241 131H243V132H241ZM258 131H259V133H258ZM138 132V133H137ZM140 132V133H139ZM142 132H143V134H142ZM153 132H154V134H153ZM156 132V133H155ZM165 132H167V135H168V137L170 136V134H172L173 136H175V137H178L179 138V140H180V142L178 141V139L177 138H174L173 137V140L174 139H176V140H174L173 142H179V146L178 145H176V144H178V143H176L175 145H176V147H175V149L178 151V154L176 153L175 154V152L173 153L172 151L174 150L172 147H174L175 145H174V143H173V146H172V143L170 142L171 140H172V138H170L169 137V139H166V138H168L167 137V135L165 134ZM168 132H171L170 134H168ZM181 132H183V131H181ZM224 132V133H223ZM246 132H247V134H246ZM161 133V134H160ZM184 133L186 134V132L184 131ZM192 133V132H191ZM196 133V134H197ZM218 133H219V131H218ZM221 133V132H220ZM251 133H253V135L251 134ZM256 133H258V134H256ZM138 134V135H137ZM210 134V133H209ZM208 134V135H209ZM242 134H244V135H242ZM249 134H251V135H249ZM261 134V135H260ZM262 134H263V136H262ZM158 135V136H157ZM160 135H162V137L160 136ZM203 135V136H204ZM208 135H205V136H208ZM243 137H242V136ZM182 136L184 137V138H182ZM190 136V137H189ZM202 136V137H203ZM211 136V139H212V141H209V142H212V144L213 143H215V142H213L214 140H213V138H212V134L211 135H209V137ZM223 136H224V138H223ZM230 136V137H229ZM246 136L248 137V139H246ZM261 137V139H260V137ZM155 137V138H154ZM209 137H207V140H206V138H205V141L206 142H208V140L210 139ZM249 137H251V138H249ZM257 137H259V138H257ZM217 138H219V140H221L222 138L224 139V141L226 142V144H225V146H223L222 144L223 143H221V144H218V143H220V141L218 142V139ZM244 138V139H243ZM159 139V140H158ZM160 139H162V140H168L167 142H170V144H171V146L169 145V146H165L164 148H168V149H165L166 150V152H165V158L164 159H161V152H160V150L158 151V149L160 148H162V147H159L158 145L156 146V144H157V141L158 142H160ZM171 139V140H170ZM190 139H188V142H191V141H189ZM194 139V140H195ZM227 139V140H226ZM256 139H257V141H256ZM259 139H260V141H259ZM161 140V141H162ZM170 140V141H169ZM182 141V142H181ZM223 141V140H222ZM251 141V142H250ZM260 143H259V142ZM150 142H152V144H153V142H155L154 143V145H152V147L154 146H156L158 149H154V147L152 148V150L150 149ZM166 142V143H167ZM192 142V143H193ZM238 142H240V143H238ZM258 144H257V143ZM165 143V142H164ZM203 145H201L202 147L203 146H205V149L207 150V149H211V150H213V148H208V147H206V145H204V139H203ZM159 144H162V142L161 143H159ZM169 144V143H168ZM167 144V145H168ZM196 144H191L190 143V145H189V143L188 144H186V145H189L190 147H192V149L193 148H195V146L194 145H196ZM205 144H207V143H205ZM228 144L232 147V145H233V147L231 148L230 146H228ZM234 144H237V145H234ZM163 145V144H162ZM165 145V144H164ZM192 145V146H191ZM210 146L209 147H211V146H213V145H211V143L209 144ZM161 146V145H160ZM183 146H184V148H183ZM197 146V145H196ZM199 147L200 149H198V150H201V148L202 147ZM208 146V145H207ZM249 146V147H248ZM179 147V148H178ZM216 147V146H215ZM219 147H217V149H219ZM226 147V148H225ZM169 148H170V150H171V152L172 153H169L170 152V150H169ZM233 148H237V149H233ZM242 148V149H241ZM155 151H154V150ZM204 149V148H203ZM202 149V150H203ZM228 149H230V150H228ZM238 149H241V151L240 150H238ZM165 150H163V151H165ZM169 150V151H168ZM180 150V151H179ZM194 150V151H195ZM202 150H201V152H202ZM205 150V151H206ZM211 150H210V152H211ZM237 150V151H236ZM154 151V152H153ZM160 152V155H158L159 153L158 152ZM168 151V152H167ZM189 151H193V150H188L187 152H189ZM194 151H193V153H194ZM204 151V150H203ZM204 151V152H205ZM208 151L209 150H207V153H208ZM238 152V153H237ZM240 152H242L243 153V155L240 153ZM170 154V155H166V154ZM203 153V152H202ZM156 154V155H155ZM164 154V153H163ZM173 154V155H172ZM210 154V153H209ZM223 154V155H222ZM157 155H158V157H157ZM205 156H207L208 154H204ZM204 155H203V157H204ZM232 155V156H233ZM242 155V156H241ZM151 156V157H152ZM160 156V157H159ZM163 156V155H162ZM167 156H169L170 158H168ZM196 156H195V158H196ZM210 156H211V154H210ZM214 156V155H213ZM223 158H222V157ZM152 157V158H153ZM187 157V158H186ZM208 157H209V155H208ZM220 157H221V159H220ZM231 156H229V158H230ZM212 158V157H211ZM211 158H210V160H211ZM160 159H161V161H160ZM213 159V158H212ZM246 159V160H245ZM172 160L175 162L174 164H176V165H173L174 167H173V169H170L169 168V165L172 163ZM177 160V159H176ZM209 160V161H210ZM208 161V162H209ZM215 161V162H214ZM220 161V162H219ZM225 161V162H224ZM237 161H239L238 162V164H237ZM248 163H247V162ZM198 162V163H199ZM244 162H246L245 164H243ZM169 163V164H168ZM209 163V164H210ZM215 163V164H214ZM229 163V164H228ZM240 163V164H239ZM257 163V164H256ZM158 164V165H157ZM161 164H164V165H161ZM184 164V163H183ZM182 164V165H183ZM192 164H194L193 162H192ZM221 164V166H219V164L217 165V167L216 168H218V167H220L219 168V170L221 169V171L222 170H224V168H226V164L225 165H222ZM172 165V164H171ZM195 165H196V163L194 164V168H195ZM244 165V166H243ZM162 166H163V168H162ZM165 166V167H164ZM179 166H178V169L180 170L181 168H179ZM198 166V165H197ZM224 167L223 169L221 168V167ZM260 166V167H259ZM166 167L168 168V169H166ZM172 167V166H171ZM182 168H183V166H181ZM192 167V165L190 166V168ZM214 167V168H215ZM194 168H191V170H193ZM205 168V169H204ZM216 168H215V170H216ZM226 168V169H227ZM162 169V170H161ZM172 170V171H170V170ZM177 169V170H178ZM198 169V168H197ZM197 169H195V170H197ZM203 169L205 170V171H203ZM208 169V170H207ZM211 169V170H210ZM225 169V170H226ZM232 169V170H231ZM235 169V170H234ZM161 170V171H160ZM165 170H167V171H165ZM189 171L188 173L186 172V171ZM218 170V169H217ZM217 170H216V172H217ZM169 171V172H168ZM209 171V172H208ZM227 171H224V172H220L222 175H225L226 173L225 172H227ZM237 171V172H236ZM244 171V172H243ZM254 172V174L256 175V174H258L259 176L258 177H260L262 180H260V178H259V181H261V184L262 185H259L258 186V184L256 183V184H253V180H251V177H249V176H251V175H253L252 173H251V175H247V174H249V172ZM161 172H164V173H161ZM181 172H183V173H181ZM196 172V171H195ZM200 172H199V174H200ZM219 172V171H218ZM232 172H236V174L234 175V173H232ZM241 172H243V173H241ZM248 172V173H247ZM166 173V174H165ZM185 173H187V175H188V178H190V176L189 175H191V178H192V180L191 181H189L188 179V181H189V183H187V184H185L184 183V180L185 179H182L183 177H185L186 175H185ZM191 173V174H190ZM214 173V174H213ZM220 173H218V174H220ZM224 173V174H223ZM232 173V174H231ZM240 174L239 176L240 177H238L237 176V174ZM177 174V175H176ZM180 174V175H179ZM179 175V176H178ZM195 175H196V173H195ZM201 175V174H200ZM232 175H234V176H232ZM254 175V178L255 177H257V175L255 176ZM170 176V177H171ZM178 176V177H177ZM236 176V178L238 179H240V180H237V182H236V186H238V188H239V190L237 191L238 193V195L235 193L236 191V189L235 188H237V187H234L235 185V180H236V178H234ZM177 177V178H176ZM194 177V178H195ZM202 177H204L205 178V180H202L203 178ZM243 177V178H242ZM244 177H246V178H244ZM186 178H187V176H186ZM190 178V179H191ZM214 178V179H213ZM217 178H218V180H217ZM233 178L235 179L234 181H233ZM175 179V180H174ZM183 180V182L182 181H179V180ZM227 179V180H226ZM177 180V181H176ZM200 180H202V181H204V184H202L201 182H200ZM214 182H213V181ZM217 180V181H216ZM224 180H225V182H224ZM187 181V182H188ZM192 181V183H194ZM197 181V180H196ZM219 181V182H218ZM232 181L234 182V183H232ZM239 181V182H238ZM259 181H257V182H259ZM263 181V182H262ZM172 182V183H171ZM178 182V183H177ZM181 182V183H180ZM205 182L207 183V184H205ZM213 182V183H212ZM229 182V183H228ZM243 182V181H242ZM256 182V178H255V181H254V183ZM181 185H180V184ZM183 183H184V185H183ZM221 183H223L222 185H220ZM232 183V185H234V186H231L230 184ZM210 186H209V185ZM179 185V186H178ZM183 185V186H182ZM189 185V186H190ZM206 186V187H208V188H206V187H204V186ZM245 185H247V184H245ZM255 185V186H254ZM221 186V188H219ZM228 186H230L231 187V189L228 187ZM182 187V188H181ZM212 187H214V188H212ZM226 187L229 189V190H227V192H225L226 190ZM248 187V188H247ZM198 188L200 189V191H198ZM217 188V189H216ZM223 188V189H222ZM254 188V189H253ZM205 189H207V192H206V190ZM218 189H222V191H220V190H218ZM235 189V190H234ZM241 189V190H240ZM244 189V188H243ZM252 189H253V191H252ZM259 189V190H260ZM208 190H209V194H210V197L208 196ZM219 192H218V191ZM233 190L235 191L234 193H235V195H237V196H234L232 199H231V197H232V195L231 194H234L233 193ZM185 191V192H184ZM195 191V193L193 194V192ZM204 191V192H203ZM212 191V192H211ZM232 191V192H231ZM248 191V190H247ZM247 191H244V193L245 192H247ZM206 192V193H205ZM215 194H214V193ZM254 192H255V194H254ZM196 193H197V197H196ZM202 193V195H200V194ZM220 193H221V195H223V198H222V196L220 195ZM225 193H226V195H225ZM230 193V195H228ZM242 193H243V191H242ZM264 193V192H263ZM211 194H213V195H211ZM251 194V195H250ZM218 195V196H217ZM203 196V197H202ZM212 196V197H211ZM216 196V197H215ZM231 196V197H230ZM214 197V198H213ZM219 198V200L222 202V204H221V202L220 201H218V198ZM257 197H260L261 199H259V201H258V198ZM198 198V199H197ZM238 200H237V199ZM264 198V197H263ZM210 199H211V201H210ZM217 199V200H216ZM227 199L229 200V201H227ZM254 199V200H253ZM215 200V201H214ZM264 200V199H263ZM232 201V202H231ZM255 201V202H254ZM226 202V203H225ZM229 202V203H228ZM243 202H244V204H243ZM228 203V204H227ZM233 203V204H232ZM258 203H260L261 204V207H259V204ZM238 206V208H240L239 207V204L238 203H236ZM227 205V206H226ZM231 205V206H230ZM240 205V206H241ZM230 206V207H229ZM229 207V208H228ZM228 208V209H227ZM242 208V207H241ZM235 209H237V208H235ZM243 209V208H242ZM239 210V212L241 211L240 209H238ZM238 210H235L236 211V213H237V211ZM254 210V211H253ZM235 213V212H234ZM248 213V212H247ZM246 213V214H247ZM256 213V214H255ZM228 214H231L229 217L230 218H228ZM237 215V214H236ZM233 216H235V217H233ZM240 217V218H241ZM232 218V219H231ZM234 218V219H233ZM262 220H261V219ZM233 220H235V221H233ZM240 220V219H239ZM236 221H237V223H236ZM241 221V220H240ZM260 221L262 222L261 223V225H262V227H261V225H259L260 224ZM225 222V223H226ZM245 223V222H244ZM251 223V224H252ZM259 223V224H258ZM243 225V226H242ZM257 228V229H256ZM263 228V229H262ZM252 232V233H251ZM252 234V235H251ZM261 234V235H260ZM255 236H253L254 237V239H255V244L258 242H260V243H262V242H264V238L263 237H261V238H255ZM254 239H252V240H254ZM250 241V240H249ZM248 241V242H249ZM257 241V242H256ZM247 242V243H248ZM252 242V241H251ZM252 244L253 243H249V245H250V248L251 247H253L252 246ZM247 249H249V248H247ZM259 256H260V260H261V264H264V252H262V253H260L259 254Z\"/></svg>",
  "mask_w": 264,
  "mask_h": 264
}]
</instances>
